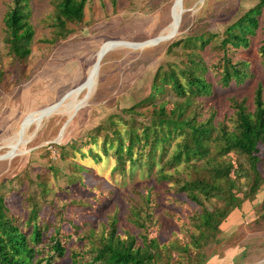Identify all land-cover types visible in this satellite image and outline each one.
<instances>
[{
    "label": "trees",
    "instance_id": "16d2710c",
    "mask_svg": "<svg viewBox=\"0 0 264 264\" xmlns=\"http://www.w3.org/2000/svg\"><path fill=\"white\" fill-rule=\"evenodd\" d=\"M87 1L48 0L51 11L43 22L51 37L43 41L55 44L83 28ZM2 20L3 46L12 59L9 76L16 73L27 81L36 69L27 70L35 36L27 0H7ZM216 34L190 30L172 41L168 48L180 47L181 60L159 67L148 94L121 109L129 120L108 116L117 127L110 137L88 133L80 148L73 141L55 144L62 157L69 146L90 164L75 161L67 173L57 172L54 187L41 182L39 206L27 191H19L12 206L0 195V264H203L209 240L248 199L256 201L264 182L257 169L264 148L263 84L256 86L251 107L235 97H230L232 112L223 117L206 107L214 85L228 88L252 77L250 63L240 54L256 38L264 69V0L226 23L213 43ZM9 83L0 66V88L7 91ZM96 169L122 185L142 180L130 185L124 198L125 220L135 231L121 235L117 212L101 218L110 195L87 181ZM77 186L87 194L77 198ZM158 187L164 188L166 204L192 211L183 217L163 209L185 233L181 242L160 239ZM256 214V221H264V197Z\"/></svg>",
    "mask_w": 264,
    "mask_h": 264
},
{
    "label": "rangeland",
    "instance_id": "374dc122",
    "mask_svg": "<svg viewBox=\"0 0 264 264\" xmlns=\"http://www.w3.org/2000/svg\"><path fill=\"white\" fill-rule=\"evenodd\" d=\"M6 1L0 0V66L10 83L7 91L0 88V145L4 146L0 148V157L11 154L12 151L27 150L12 159L0 160V195L7 198L12 206L17 205L19 191H27V195L39 206L42 202L41 182L50 183L54 187V175L57 172L67 173L75 161L90 164L69 146L64 153L65 157H62L55 144L62 146L73 141L76 148H80L88 133L110 137L117 127L107 120L108 116L115 115L117 122L129 120V116L122 114L121 109L131 106L148 94L159 67L168 68L181 60L178 55L180 47L174 49V52L168 48L172 41L183 37L190 30H196L217 33L213 39V43H217L226 23L232 22L246 8L257 4L258 0H183V7L190 10L184 12L175 37L143 49L125 46L110 50L101 61L94 90L65 126L62 136H58L59 130L75 110L69 111L70 105L80 104L78 102H81L92 86L88 89L87 85L79 93L72 94L58 106L50 108H58V111L44 118L37 128L41 114L44 113L40 109L60 102L65 93L81 85L90 76L95 53L108 43L105 41L141 42L163 32L179 13L177 0H88L84 10V27L55 44L43 41L44 38L51 37L50 28L43 22L51 11L48 0H27L30 23L35 30L27 70L36 69L24 82L20 81L16 73L9 76L12 59L2 42L5 35L2 19ZM257 42L258 38L249 49L240 54L250 63L252 77L245 83L232 84L228 88L214 85V94L206 101V107L213 108L218 117L232 112L230 97L245 98L251 107L256 86L258 83L264 86V69L259 62ZM112 43L114 42H109L108 45ZM47 112L44 113L45 116ZM24 119L23 128H20ZM121 125L119 123L118 128ZM26 134L34 135L25 147L23 139ZM260 154L262 160L257 169L264 178V148ZM235 157L248 168L242 156ZM86 178L89 184H98L101 190L110 195L101 218L117 212L121 235L126 230L135 231L125 220L127 205L124 198L130 185H140L142 180L136 179L122 185L109 180V173L103 174L97 169ZM62 180L60 178L58 183L61 184ZM80 188L77 186L74 190L77 198L87 194L85 189ZM157 189L160 193L158 215L162 223L160 239L164 242L171 239L181 242L185 233L180 231L174 218L165 215L163 209L167 208L170 214L179 213L183 217L192 215V211L184 213L179 208L166 204L164 188ZM61 195L60 193L54 198L55 203H62ZM238 195L244 197L240 192ZM256 196V201L248 199L242 210H236L223 222L221 231L206 245L203 264L264 263V221H256V210L264 197V182Z\"/></svg>",
    "mask_w": 264,
    "mask_h": 264
},
{
    "label": "bare ground",
    "instance_id": "6f19581e",
    "mask_svg": "<svg viewBox=\"0 0 264 264\" xmlns=\"http://www.w3.org/2000/svg\"><path fill=\"white\" fill-rule=\"evenodd\" d=\"M177 5H178V8H179V13H180V7H181V4H180V2H179V0H177ZM179 13H178V15H177V17L168 25V26H166L165 28H164V30H163V32H161L159 35H168V34H171V33H173V32H176V31H178L179 30V27H180V24H181V22L178 24V22H179ZM159 35H157L156 37H154V38H151V39H149V40H146V42L145 41H143V42H145V44H147V43H151V42H153V41H155L156 40V38L159 36ZM166 41V40H165ZM109 43V42H108ZM108 43H106L99 51H97V53H95L96 55V57H95V60H94V63L92 64V66H91V69H90V76L81 84L82 85V87H81V90L83 89V88H85L87 85H88V89L92 86V89L91 90H89L88 91V93L87 94H91V92L94 90V88H95V84H96V81H97V77H98V75H96V73H95V67H96V65H97V62H98V60H99V58H100V55L102 54V51L104 50V49H106L107 47H109V46H114V45H116V46H122L120 43H116V42H114V43H112V44H109L108 45ZM142 43V42H141ZM140 42H134V43H130L131 45H133V46H126V47H130V48H133V49H140V48H142L141 47V44ZM101 61L102 60H100L99 62H98V65L100 66L101 65ZM100 69V68H99ZM98 74H99V70H98ZM97 90V89H96ZM87 96V95H86ZM84 97V99H87L88 97ZM81 101H82V99H81ZM84 101V100H83ZM87 102V101H86ZM57 104H59V102H56ZM56 103H54V104H52V105H50V106H48V107H45V108H43V109H40V111L41 112H44V113H46L48 110H50V108H52V107H54V106H56L57 104ZM77 103V102H76ZM79 104H73V105H70V110L69 111H71V110H73V109H75L77 106H78ZM62 106V105H61ZM60 106V107H61ZM64 106V105H63ZM59 107V108H60ZM47 108V109H46ZM63 111V110H62ZM43 113V114H44ZM71 113H73V112H71ZM43 114H41L42 115V117L39 119V122H38V124H37V128H38V126H40L41 125V122H43V119L45 118V114L43 115ZM24 121H25V119L23 120V122L21 123V127L20 128H23V124H24ZM62 134H63V132H62ZM62 134L60 135V136H62ZM33 137L31 136V135H25L24 136V139H23V141L24 142H26V144H25V147H26V145H27V143L29 144V142L31 141V139H32ZM0 148H4V146H2V145H0ZM26 150L27 149H25V150H17V151H12L11 152V154H8V155H6V156H8V157H5V159H12L14 156H16V155H18V154H21V153H24V152H26ZM24 151V152H23Z\"/></svg>",
    "mask_w": 264,
    "mask_h": 264
},
{
    "label": "water",
    "instance_id": "95a60500",
    "mask_svg": "<svg viewBox=\"0 0 264 264\" xmlns=\"http://www.w3.org/2000/svg\"><path fill=\"white\" fill-rule=\"evenodd\" d=\"M200 1H202V0H200ZM179 2H180V4H181V7H180L179 22H178V24L182 21V16H183L184 12H186L187 10H190L189 8L183 7V0H179ZM177 33H178V31L173 32V33L168 34V35H159V36L156 38L155 41H153V42H151V43H147V44H145L146 41H145V42L141 41L142 43L140 42V43H141L140 45H141L142 48H140V49H143V48H145V47H150V46L159 45V44L162 43L163 41L175 37V35H177ZM105 42H118V43H120V44L122 43V44H121L122 46H116V45H114V46H109V47H107L106 49H104V50L102 51V54L100 55V58H99L98 62H99L100 60H102V59L104 58V56H105L110 50H113V49L118 48V47H125V46H128V45L130 46V45H131L130 43L139 42V41H124V40H120V41H118V40H109V41H105ZM127 48H128V47H127ZM98 62H97V65H96V67H95V69H94L96 75H98V70H99V68H100V66L98 65ZM81 87H82V85H78L76 88L71 89L70 91H68L67 93H65V94L61 97L59 103L61 104V103H62L63 101H65L68 97H70L72 94H74V93L76 94L77 92L79 93L80 91H82V90H81ZM88 96H89V94H87L86 97H88ZM83 100H84V101H83ZM85 100H86V99L83 98L81 102H78V103H80V104L75 108V110H73V113L70 114V115L66 118V121L64 122V124L61 126V128H60V130H59L58 136L62 134L63 129L65 128V126L71 121V119L75 116V114L78 112V110H79V109L85 104ZM56 104H57V103H56ZM57 106H58V105H57ZM46 109H47V108H46ZM57 111H58V108H55V109H53V110H49V111L47 112L45 118H46V117H49L52 113H55V112H57ZM33 135H34V134H32L31 136H33ZM5 157H8V156H6L5 154H4V155H1L0 160H1V159H4ZM245 264H264V263H261V262H248V263H245Z\"/></svg>",
    "mask_w": 264,
    "mask_h": 264
}]
</instances>
